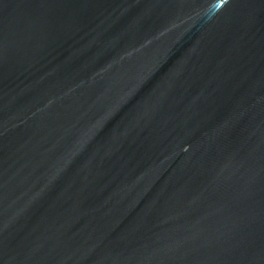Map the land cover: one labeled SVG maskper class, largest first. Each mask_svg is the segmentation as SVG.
<instances>
[{"label": "water", "instance_id": "water-1", "mask_svg": "<svg viewBox=\"0 0 264 264\" xmlns=\"http://www.w3.org/2000/svg\"><path fill=\"white\" fill-rule=\"evenodd\" d=\"M0 264H264V0H0Z\"/></svg>", "mask_w": 264, "mask_h": 264}]
</instances>
